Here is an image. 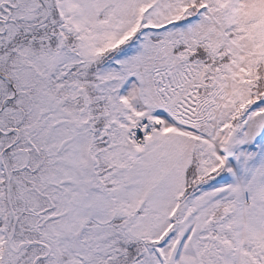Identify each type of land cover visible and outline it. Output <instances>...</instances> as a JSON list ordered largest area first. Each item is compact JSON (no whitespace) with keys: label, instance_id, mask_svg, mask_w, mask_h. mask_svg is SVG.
Returning a JSON list of instances; mask_svg holds the SVG:
<instances>
[{"label":"snow or ice","instance_id":"6c2138e0","mask_svg":"<svg viewBox=\"0 0 264 264\" xmlns=\"http://www.w3.org/2000/svg\"><path fill=\"white\" fill-rule=\"evenodd\" d=\"M0 264H264V0H0Z\"/></svg>","mask_w":264,"mask_h":264}]
</instances>
